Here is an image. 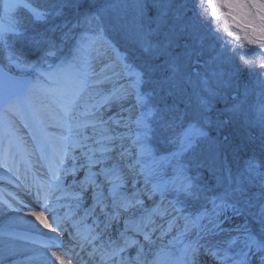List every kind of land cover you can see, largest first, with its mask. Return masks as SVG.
Masks as SVG:
<instances>
[{"label":"snow or ice","instance_id":"snow-or-ice-1","mask_svg":"<svg viewBox=\"0 0 264 264\" xmlns=\"http://www.w3.org/2000/svg\"><path fill=\"white\" fill-rule=\"evenodd\" d=\"M241 51L264 0H0V264H264Z\"/></svg>","mask_w":264,"mask_h":264},{"label":"rangeland","instance_id":"rangeland-1","mask_svg":"<svg viewBox=\"0 0 264 264\" xmlns=\"http://www.w3.org/2000/svg\"><path fill=\"white\" fill-rule=\"evenodd\" d=\"M237 56H244V59H250L254 61L257 65L261 62H264V54L260 52H248L247 55L244 54L243 51L238 52ZM255 77H249V88H250V95L248 97V103L250 105L255 104L257 102H264V88L257 87L254 83ZM192 93V87H187V95L184 97V101L187 102L189 99V96ZM192 100L194 102V97H192ZM223 101L221 102V106H223ZM181 108H183V104H181ZM251 155V150L247 152H241L237 154L235 157H229L228 163L230 164L231 168L235 172L237 169H242L244 166V162L247 159V157Z\"/></svg>","mask_w":264,"mask_h":264},{"label":"bare ground","instance_id":"bare-ground-1","mask_svg":"<svg viewBox=\"0 0 264 264\" xmlns=\"http://www.w3.org/2000/svg\"><path fill=\"white\" fill-rule=\"evenodd\" d=\"M0 186H2V185H0Z\"/></svg>","mask_w":264,"mask_h":264}]
</instances>
